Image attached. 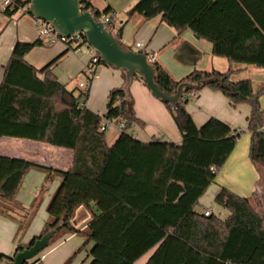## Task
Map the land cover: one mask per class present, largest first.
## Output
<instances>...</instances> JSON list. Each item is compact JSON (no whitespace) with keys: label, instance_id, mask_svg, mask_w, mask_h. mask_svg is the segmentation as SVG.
Instances as JSON below:
<instances>
[{"label":"trees","instance_id":"1","mask_svg":"<svg viewBox=\"0 0 264 264\" xmlns=\"http://www.w3.org/2000/svg\"><path fill=\"white\" fill-rule=\"evenodd\" d=\"M149 1L138 0L127 12V21L134 15L143 17L138 30L149 19L162 15V21L178 35L192 32L212 44L213 54L230 64L264 69V0H152L159 6L148 11ZM81 4L96 19L103 15L116 18L110 7L100 11L90 0H81ZM17 13L7 10L5 15L11 18ZM126 22L114 28L122 44ZM41 43L17 41L5 66L0 83V140L18 138L68 149L73 151V163L63 171L0 156V214L19 224L18 234L28 229L45 190L30 208L17 202L29 171L45 173L47 182L56 176L62 179L48 205L49 218L41 234L28 246L18 245L13 255L0 256L2 262L12 264L18 252L58 228L50 245L68 234L85 238L65 264H72L90 243L94 244L90 264H134L152 250L146 264H264V215L258 193L244 198L223 188L215 202L230 212L226 219L196 211L242 131H233L215 118L198 127L187 111L191 101L187 94L196 95L204 88L223 93L234 107L249 105V158L261 175L259 184L264 186V110L260 103L264 86L257 90L249 79L234 81V70H196L176 80L147 54L156 82L167 94H174L182 83L200 87L186 89L176 105L164 103L182 142L145 143L133 131L134 126L139 131L146 124L135 114L130 83L110 92L105 115L94 113L84 107L82 96L76 97L53 74L60 57L40 70L26 61ZM81 44L87 45V41ZM97 64L106 65L101 60ZM135 79L144 82L138 74L132 81ZM103 120L124 124L111 146L107 132L100 131ZM82 206L93 219L87 228L77 230L73 219ZM42 253L30 263L43 264Z\"/></svg>","mask_w":264,"mask_h":264},{"label":"crops","instance_id":"2","mask_svg":"<svg viewBox=\"0 0 264 264\" xmlns=\"http://www.w3.org/2000/svg\"><path fill=\"white\" fill-rule=\"evenodd\" d=\"M95 1L90 0L95 9L100 11L108 7L112 9L116 14L118 27L127 21L126 13L138 2V0H104V4L107 5L104 9H100ZM148 5V11L157 9L159 6L152 0ZM19 14L21 16L18 17ZM25 18L31 19L32 22H27ZM142 23L141 15H134L130 18L125 23L123 41H126L132 49L135 48L136 52L142 51L153 56L176 80H182L196 70H215L220 73L234 70L236 71L232 77L234 81L249 79L257 90L264 86V69L230 64L226 58L213 54L212 44L196 38L192 32L185 31L178 35L162 21V15L149 19L144 27L138 30ZM132 32L133 35H131ZM37 40L42 42L41 45L35 47L26 56V61L40 70L60 57L52 69L53 74L61 84L73 91L76 97L82 96L81 102L84 107L94 113L105 115L110 92L129 84L127 78L125 79L124 71L102 64L93 66L91 61L96 52L87 45L63 43L48 45L44 43L39 38L35 27V18L26 15V12L17 13L11 18L5 13H0V83L4 78V69L16 42ZM138 42L144 44L143 49L136 47ZM89 67L95 70L93 78L87 73ZM130 95L134 101L137 118L146 124L145 129L137 132L138 140L145 143L154 140L176 144L182 142V134L168 107L152 96L144 82L137 79L131 80ZM260 101L264 110V96ZM187 111L198 127H202L211 118H215L233 131H242L234 151L196 207L199 213L210 211L214 214L213 205H217L220 217L226 219L230 212L215 202L217 194L223 188L244 198H251L255 193L259 194L263 190V186L259 184L261 175L249 158L251 134L248 131V118L251 114V107L247 104L234 107L223 93L204 88L191 98ZM24 141L25 139L2 138L0 156L22 159L63 171L71 167L73 151L59 147L50 148L45 143H42L45 144L44 146L25 144L27 142ZM107 143L109 146L113 144L108 141ZM61 181V177L56 176L47 182L45 173L38 170L29 171L17 193L16 200L25 208H30L45 188L42 200L28 229L22 234H18L19 224L15 220L0 214V256L13 255L18 245L28 246L34 238L41 234L49 218L48 205ZM92 219L91 212L82 206L75 214L73 225L77 230H84ZM84 242L85 238L77 234H68L57 239L41 254L42 263L65 264ZM93 245L90 243L84 248L72 264H90L92 258L89 253ZM154 251H150L134 264H146Z\"/></svg>","mask_w":264,"mask_h":264},{"label":"water","instance_id":"3","mask_svg":"<svg viewBox=\"0 0 264 264\" xmlns=\"http://www.w3.org/2000/svg\"><path fill=\"white\" fill-rule=\"evenodd\" d=\"M26 15L52 24L63 37L83 33L87 46L96 52L104 64L124 71L128 83L138 74L143 78L152 96L165 104L176 105L186 89L200 87V84L182 83L174 94L164 92L156 82L155 70L147 54L126 48L112 29L106 28L90 11L83 10L81 0H32ZM91 206L100 214L94 203ZM57 231L58 228L52 229L37 239L34 245L18 252L12 264H26L36 258L49 247Z\"/></svg>","mask_w":264,"mask_h":264},{"label":"built area","instance_id":"4","mask_svg":"<svg viewBox=\"0 0 264 264\" xmlns=\"http://www.w3.org/2000/svg\"><path fill=\"white\" fill-rule=\"evenodd\" d=\"M31 2L32 0H0V13H5L7 10H18V13L27 12V10L31 8ZM98 20L101 21L108 29H110V27L113 25L112 30L114 32V28L117 25L116 18L113 20L111 19L110 16L103 15ZM35 27L39 33V38L48 45H54L57 43H63L68 45L81 44L85 40V36L83 33H76L70 37L60 36L56 28L52 24L45 22L43 20L35 19ZM136 47L139 49H143L144 44L138 42L136 43ZM99 60L101 59L96 54L92 58L91 64L94 66L99 62ZM153 60H155V58H153ZM87 73L90 75L91 78L95 76V70L93 69V67H89ZM193 96H194L193 93L187 94V98H192ZM112 127H117L120 131H122L124 129V124L115 125V123L110 120H103V122L101 123L100 131L107 132ZM133 131L136 132V136H137L138 130L136 126L133 127ZM205 215L210 216L211 212L206 211ZM40 258L42 259L43 256L40 255ZM0 264H5V263L0 260ZM28 264H32V263H30L29 261Z\"/></svg>","mask_w":264,"mask_h":264},{"label":"rangeland","instance_id":"5","mask_svg":"<svg viewBox=\"0 0 264 264\" xmlns=\"http://www.w3.org/2000/svg\"><path fill=\"white\" fill-rule=\"evenodd\" d=\"M96 5L98 8L100 9H104V7L107 5L104 4V0H96L95 1ZM21 16V14L18 15V17ZM126 17H127V13H126ZM128 18V17H127ZM27 20V22H32L31 19L29 18H25ZM33 24H34V21H33ZM134 25V24H133ZM131 35H133V32L131 33ZM126 42V41H125ZM123 41V44L126 46V47H130V45L127 44V42L125 43ZM135 51L136 49L133 48ZM261 103V101H260ZM121 134V131L117 128V127H112L110 128L107 133H106V138H107V141L110 142V143H114L115 140L119 137V135ZM24 142H27L25 144H37L36 146H44L45 144H42V143H36V142H32V141H24ZM48 147L50 148H55L53 146H49ZM250 149V148H249ZM258 197L260 198V202H261V210H262V214L264 215V186H263V190L258 194ZM213 209H214V214L217 215L218 217H220L219 213H218V210H217V205H213Z\"/></svg>","mask_w":264,"mask_h":264}]
</instances>
